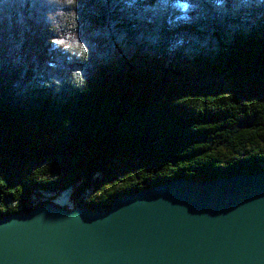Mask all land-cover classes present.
Returning <instances> with one entry per match:
<instances>
[{
	"label": "trees",
	"instance_id": "obj_1",
	"mask_svg": "<svg viewBox=\"0 0 264 264\" xmlns=\"http://www.w3.org/2000/svg\"><path fill=\"white\" fill-rule=\"evenodd\" d=\"M260 169L264 0H0V220Z\"/></svg>",
	"mask_w": 264,
	"mask_h": 264
},
{
	"label": "water",
	"instance_id": "obj_2",
	"mask_svg": "<svg viewBox=\"0 0 264 264\" xmlns=\"http://www.w3.org/2000/svg\"><path fill=\"white\" fill-rule=\"evenodd\" d=\"M0 264H264V172L0 220Z\"/></svg>",
	"mask_w": 264,
	"mask_h": 264
},
{
	"label": "rangeland",
	"instance_id": "obj_3",
	"mask_svg": "<svg viewBox=\"0 0 264 264\" xmlns=\"http://www.w3.org/2000/svg\"><path fill=\"white\" fill-rule=\"evenodd\" d=\"M72 193L73 189L69 188L68 190L60 193H53V194H47L45 195L48 198H52V201H49L51 204H53L58 208H69L72 205Z\"/></svg>",
	"mask_w": 264,
	"mask_h": 264
},
{
	"label": "built area",
	"instance_id": "obj_4",
	"mask_svg": "<svg viewBox=\"0 0 264 264\" xmlns=\"http://www.w3.org/2000/svg\"><path fill=\"white\" fill-rule=\"evenodd\" d=\"M49 205H52V204H49ZM75 208H78V206L76 204L72 203V205L68 209H75Z\"/></svg>",
	"mask_w": 264,
	"mask_h": 264
},
{
	"label": "clouds",
	"instance_id": "obj_5",
	"mask_svg": "<svg viewBox=\"0 0 264 264\" xmlns=\"http://www.w3.org/2000/svg\"><path fill=\"white\" fill-rule=\"evenodd\" d=\"M187 5L186 4H181L182 9H186Z\"/></svg>",
	"mask_w": 264,
	"mask_h": 264
},
{
	"label": "flooded vegetation",
	"instance_id": "obj_6",
	"mask_svg": "<svg viewBox=\"0 0 264 264\" xmlns=\"http://www.w3.org/2000/svg\"><path fill=\"white\" fill-rule=\"evenodd\" d=\"M261 170V172H264V170L263 169H260Z\"/></svg>",
	"mask_w": 264,
	"mask_h": 264
}]
</instances>
